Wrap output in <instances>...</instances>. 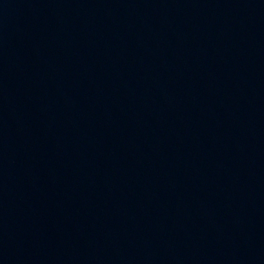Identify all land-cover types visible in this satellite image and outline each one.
<instances>
[{
	"label": "water",
	"instance_id": "water-1",
	"mask_svg": "<svg viewBox=\"0 0 264 264\" xmlns=\"http://www.w3.org/2000/svg\"><path fill=\"white\" fill-rule=\"evenodd\" d=\"M0 264H264V0H0Z\"/></svg>",
	"mask_w": 264,
	"mask_h": 264
}]
</instances>
